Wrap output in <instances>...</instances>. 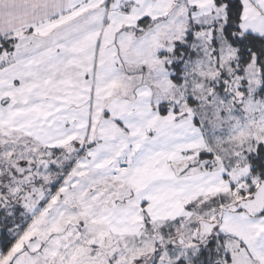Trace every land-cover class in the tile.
Listing matches in <instances>:
<instances>
[{
  "label": "snow or ice",
  "instance_id": "6c2138e0",
  "mask_svg": "<svg viewBox=\"0 0 264 264\" xmlns=\"http://www.w3.org/2000/svg\"><path fill=\"white\" fill-rule=\"evenodd\" d=\"M0 264H264V0H0Z\"/></svg>",
  "mask_w": 264,
  "mask_h": 264
}]
</instances>
